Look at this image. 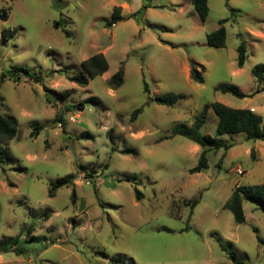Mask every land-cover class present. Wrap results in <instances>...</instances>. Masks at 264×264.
Returning <instances> with one entry per match:
<instances>
[{"label":"rangeland","instance_id":"obj_1","mask_svg":"<svg viewBox=\"0 0 264 264\" xmlns=\"http://www.w3.org/2000/svg\"><path fill=\"white\" fill-rule=\"evenodd\" d=\"M208 3L203 23L191 0H0V112L18 124L0 164V239H28L23 255L4 253L0 264H235L232 251L241 264H264L263 210L246 200L238 224L224 207L237 186L263 183L264 141L218 136L209 109L201 132L234 145L220 167L224 149L191 174L202 147L183 136L160 142L215 102L249 108L264 123V83L253 75L264 64V0ZM116 7L122 19L108 26ZM225 19V47L210 46L207 35ZM5 29L17 32L5 40ZM99 53L108 70L74 81ZM193 64L205 67L203 83L192 80ZM18 67L41 82H15ZM120 68L124 83L111 88ZM221 84L246 97L217 91ZM171 92L185 98L172 107L150 100ZM70 174L76 180L50 197V185ZM196 199L192 211L186 202Z\"/></svg>","mask_w":264,"mask_h":264},{"label":"trees","instance_id":"obj_2","mask_svg":"<svg viewBox=\"0 0 264 264\" xmlns=\"http://www.w3.org/2000/svg\"><path fill=\"white\" fill-rule=\"evenodd\" d=\"M147 2H152V0H144ZM229 1V0H227ZM193 7L199 16L200 20L204 23L206 22L210 8L208 0H191ZM148 6H144L137 14L141 13L143 10H146ZM0 16L2 19L6 20L7 15L5 11L0 12ZM122 19L121 15V7H116L113 11L112 18L108 23V26H114L117 22ZM227 22V19L221 20V27L214 32H211L207 35V41L210 46L213 47H225L227 40V31L224 27V24ZM16 30H3V38L5 40L10 39L16 34ZM247 60V48L245 44H241L238 48V60L237 65L239 68H243ZM82 66L87 74H81L80 76L74 77V81H76L80 85H87L88 78H96L104 74L108 68L109 63L106 56L102 53L95 54L85 61L82 62ZM205 71V67H198L196 64L192 65L191 68V78L193 81L197 83H203L204 78L202 73ZM14 76V81L19 82L22 79H32L35 82H41V78L38 76H34L31 74L30 70L27 68L18 67L12 71ZM253 75L256 78L259 84L264 83V64H260L255 67L253 70ZM5 75L2 76V81H4ZM124 83V69L120 68L119 71L114 74L110 80L109 84L111 88H119ZM47 91V88H45ZM217 91H221L223 93L232 94L237 97H246V94L241 92L236 86L230 84H221L216 87ZM262 91L261 88H258L253 95L260 93ZM145 92L149 94L150 90L148 85H145ZM61 97L65 98V94L62 93ZM185 98L184 94L177 93H167L163 96H157L152 98L150 96V100L156 102L159 105H164L168 107H172L177 104L180 100ZM50 101V100H48ZM82 106V104H80ZM209 109H213L219 118V122L217 125V135L221 136L224 134H236L243 133L246 136L247 140L254 141H264V123L263 119L260 115L256 114L251 109H234L226 106L223 103L215 102L212 104H206L203 108L202 113L198 116L192 126H188L186 124L177 125L173 131L171 136H165L161 138L160 142L170 139L175 136H183L190 141L198 144L202 147V152L200 155L199 162L197 166L190 170L191 174L200 173L209 168V160L208 155L211 151H219L224 149V155L220 159L218 163V167H220L223 163V159L227 152L234 146L232 143L225 142L223 139L219 137H213L208 134H203L201 132L202 128L206 124L208 111ZM143 109L139 108L134 111L132 120L135 121L137 117L142 113ZM58 120L61 121V117H58ZM39 130V129H38ZM37 130V133H38ZM36 132V129H35ZM36 134V133H35ZM33 134V135H35ZM18 136V124L16 121H12L7 119L0 112V164H2L5 159L8 157V151L4 150V146H7L11 140ZM81 169L84 171L87 177H91V174H87V167L81 166ZM76 180V176L74 174L67 175L65 177H61L58 179L56 183H52L50 185L49 196L55 197V193L58 189L72 184ZM75 192L73 194V198L75 199ZM136 198L138 201H141L144 198V194L136 189ZM246 200L254 201L260 209L264 212V181L259 185L252 186H237L236 189L232 192L231 197L225 203V208L232 212L234 216V220L238 224H243L246 222V213L244 210V202ZM200 201L198 199L191 200L186 202L188 206L191 207L193 211L199 205ZM34 231L33 227L27 228L28 235L32 234ZM34 237V236H33ZM28 242V239L25 235H18L14 237H3L0 239V256L4 253L14 252L17 255H23L26 252L24 247V242ZM261 241V240H260ZM235 264H241L238 259V254L235 252L230 253Z\"/></svg>","mask_w":264,"mask_h":264},{"label":"built area","instance_id":"obj_3","mask_svg":"<svg viewBox=\"0 0 264 264\" xmlns=\"http://www.w3.org/2000/svg\"><path fill=\"white\" fill-rule=\"evenodd\" d=\"M87 184H90L89 182Z\"/></svg>","mask_w":264,"mask_h":264}]
</instances>
